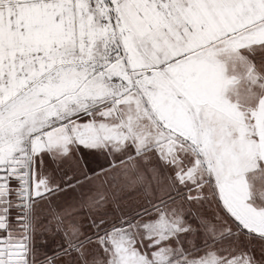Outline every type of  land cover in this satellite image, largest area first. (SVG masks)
I'll list each match as a JSON object with an SVG mask.
<instances>
[{
  "label": "snow or ice",
  "instance_id": "snow-or-ice-1",
  "mask_svg": "<svg viewBox=\"0 0 264 264\" xmlns=\"http://www.w3.org/2000/svg\"><path fill=\"white\" fill-rule=\"evenodd\" d=\"M0 264H264V0H0Z\"/></svg>",
  "mask_w": 264,
  "mask_h": 264
},
{
  "label": "rangeland",
  "instance_id": "rangeland-1",
  "mask_svg": "<svg viewBox=\"0 0 264 264\" xmlns=\"http://www.w3.org/2000/svg\"><path fill=\"white\" fill-rule=\"evenodd\" d=\"M89 159L90 160H92L93 161V167H95L96 166V162H97V158H94V157H89ZM98 161H99V163H104V158L103 157H99L98 158ZM46 239H48V237H45ZM54 245L52 244V243H49V245H48V250H51V248L53 247Z\"/></svg>",
  "mask_w": 264,
  "mask_h": 264
}]
</instances>
